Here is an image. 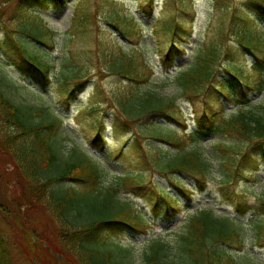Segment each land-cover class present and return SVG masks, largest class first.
Instances as JSON below:
<instances>
[{"label":"trees","instance_id":"16d2710c","mask_svg":"<svg viewBox=\"0 0 264 264\" xmlns=\"http://www.w3.org/2000/svg\"><path fill=\"white\" fill-rule=\"evenodd\" d=\"M45 1L16 0L7 14L21 33L51 49L55 41L53 32L38 17L29 20V8L41 6ZM246 2L241 8L228 6V22L216 23L209 28L190 61L173 76L171 83L175 90L169 97L143 90L154 75L152 67L143 59L127 50L116 53L111 40L106 37H97L95 40L96 55L102 58L107 72L119 76L123 81V85L109 93L116 108L112 123L114 129L143 123L140 128H145L152 137L161 143L174 145L175 152L168 150L167 156L157 162L156 168L160 175L168 179L171 187L183 194H187L184 178L198 186L216 180L210 158L186 150L188 143L185 141L198 143L211 134H218L229 142L216 144L220 160L216 166L220 178L216 182L222 184H229L233 174L254 179L258 156H264V64L258 62L252 66L251 70L256 73L257 79L250 86L243 77L244 69L240 62L246 53L258 59V45L264 44V31H261L262 34L256 31L260 30L257 19H264V0ZM86 5L87 0H77L73 5L69 31L72 37H75L80 26L92 19V14L82 13ZM95 5L100 10L105 2L96 0ZM167 24L171 40L161 62L164 68L170 69L176 55H183L186 51L179 40L187 30L185 22L179 18H173ZM92 29L91 23L87 28L90 34ZM140 40L136 37V41ZM23 58L24 71L34 79H40L42 85L55 74V66L39 55L25 52ZM60 71L65 81L77 80L67 90V94L71 97L78 93L86 81H83L79 71L70 70L64 65ZM234 79L240 82L245 80L246 84L241 82L243 87H251L250 90L259 94L262 101L258 105L244 102L235 114L225 118L223 101H231L233 93L230 87ZM208 92L220 109H210V112L197 116V128L185 136V141L173 144L177 139L176 129L162 126L154 120L161 118L174 126L185 128L186 119L179 105L180 100L201 93L206 95ZM61 120L47 108L15 103L0 89V156L10 157L9 170L4 171L0 167V217L14 227L21 247L27 255L38 259L37 264H128L127 252L121 250L114 253L116 242L113 237L122 231L143 235L150 228V223L132 201L117 197V187H98L101 170L87 154L73 148L69 160L60 158L54 138L62 125ZM227 166L231 168V176L226 171ZM9 176H14L21 187L19 193L7 191L3 185ZM122 180L130 189L137 186L131 177L125 176ZM158 187L161 197L171 209L172 203H176L174 197L166 188ZM38 201L46 202L56 214L60 222L58 241L75 260L57 249L48 241L50 239L43 240L37 235L29 222L28 212L33 203ZM156 206H153L152 211L157 216ZM22 207L28 210L23 211ZM252 226L257 228L259 223ZM246 239L241 223L228 216L217 215L207 207L186 219L183 233L175 238V246L165 241L152 243L145 264H230L233 259L230 249L238 248L241 252L246 246ZM172 249L176 250V256L169 258L167 253ZM0 264H9L1 236Z\"/></svg>","mask_w":264,"mask_h":264},{"label":"rangeland","instance_id":"374dc122","mask_svg":"<svg viewBox=\"0 0 264 264\" xmlns=\"http://www.w3.org/2000/svg\"><path fill=\"white\" fill-rule=\"evenodd\" d=\"M15 1L0 0V89L17 104L43 107L57 114L62 119V125L54 138V144L60 158L69 160L73 148L84 152L101 170L98 187H117L119 199L132 201L144 213L150 228L143 235H135L130 231L115 235L114 253L123 250L127 252L128 264H145V257L150 252L152 243L165 241L170 246H175V238L183 233L186 218L208 207L217 215H227L243 224L246 246L241 252L238 248L230 249L233 259L229 263L264 264V156H258L254 179L249 180L234 174L231 176V168L227 166L226 171L231 176L229 184L216 182L220 178L216 167L220 163L216 144L229 142L218 134H211L198 143L185 141L184 138L197 128V116L210 112V109L218 111L220 107L209 97V92L206 95L201 93L188 99L182 98L179 105L185 115V128L174 126L161 118L154 121L167 128L176 129L177 139L173 144L185 141L188 143L186 150L196 151L203 157L210 158L216 180H209L204 186H198L192 180L184 178L187 194L171 187L168 179L158 173L156 164L167 156L168 150L175 152L176 147L152 137L145 128H140L143 123L114 129L112 123L116 108L109 93L123 85V81L119 76L107 72L102 58L96 55L95 47L96 38L102 36L111 40L116 53L127 50L143 59L154 71L153 77L143 90L169 97L175 90L171 83L173 76L190 61L209 28L216 23H227L230 15L227 10L233 6L244 7L246 0H104L105 6L100 10L96 8V0H87L88 6H84L82 13L92 14V19H88L76 30L75 37L69 31L73 5L77 0H63L61 5V0H46L41 6L29 8V20L33 21L38 17L53 32L55 41L51 49L21 33L14 20L8 17ZM173 18L185 22L187 31L181 34L179 42L186 52L184 56L176 55L173 67L166 69L162 65L161 57L171 40L167 21ZM257 21L260 30L256 31L262 34L264 19ZM91 23L93 32L90 34L87 28ZM123 30L131 33L127 31L123 34ZM136 37L141 40L136 41ZM258 46V59L244 55L240 58L244 69L243 77L250 86L257 79L256 73L251 70L252 65L258 62L264 64V44ZM25 52L37 54L55 66V74L51 75L45 85H42L40 79L36 80L24 71ZM63 65L70 70L79 71L83 81L86 80L80 91L71 97L67 90L77 80L65 81L61 76L62 71L59 72ZM243 79L241 82L246 84ZM231 82L232 99L226 103L223 101L226 117L239 108L236 106L237 102L258 105L262 101L261 96L250 90L251 87L244 88L236 79ZM252 149L255 148H250ZM9 161V156L8 159L0 156V167L4 171L10 167ZM125 176L133 178L137 186L131 189L126 187L128 185L122 183ZM3 185L7 191H21L14 176L7 177ZM158 185L166 188L174 197L177 204L173 202V207L169 205L172 210L161 197ZM155 204L157 216L152 211ZM33 205L28 212L29 222L37 235L43 240L50 239L48 241L57 249L62 250L69 259L75 260L58 241L60 222L54 211L46 202L38 201ZM22 210L28 209L22 207ZM254 223H259V226L254 228ZM0 236L9 264H34L32 257L21 247V240L14 227L1 217ZM167 256L175 257L176 250H170ZM35 261L38 263L37 258Z\"/></svg>","mask_w":264,"mask_h":264}]
</instances>
